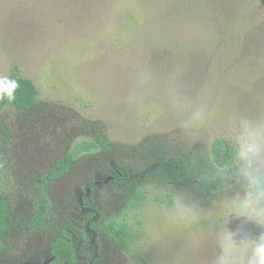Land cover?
Instances as JSON below:
<instances>
[{
  "label": "rangeland",
  "instance_id": "rangeland-1",
  "mask_svg": "<svg viewBox=\"0 0 264 264\" xmlns=\"http://www.w3.org/2000/svg\"><path fill=\"white\" fill-rule=\"evenodd\" d=\"M62 1L19 0L15 9L0 0V78L15 70L38 90L30 110L0 111L10 132L0 164L8 214L33 211L37 175L98 127L112 146L78 156L50 184L52 223L23 241L16 232L5 236L0 264L45 255L52 230L77 219V186L114 164L137 176L146 199L127 213L130 251L103 232L94 264H215L224 236L241 246L264 236V221L239 209L247 186L206 197L151 176L161 152L214 170L210 147L218 138L232 144L242 169L240 138L249 124L264 127V0H95L77 9L59 7ZM242 17L252 22L240 35L232 23ZM225 29L219 55L208 41ZM95 200L104 220L125 210L123 188L98 187ZM77 247L78 256L93 254Z\"/></svg>",
  "mask_w": 264,
  "mask_h": 264
},
{
  "label": "trees",
  "instance_id": "trees-1",
  "mask_svg": "<svg viewBox=\"0 0 264 264\" xmlns=\"http://www.w3.org/2000/svg\"><path fill=\"white\" fill-rule=\"evenodd\" d=\"M10 1L12 7H15L16 9L19 0ZM94 2L95 0H63L58 6L70 9H77L78 7L87 8V6H92ZM181 7L182 6H179L180 10H178L180 12L182 11ZM8 12H10L9 14L14 13V11ZM197 13H199V11H197ZM188 14L192 15L190 12H188ZM255 17L256 15L252 17L253 19H250L253 21ZM243 19L244 17H242L241 20L232 23L234 25L233 30L237 31L240 35L249 31L248 25L252 22L245 23ZM226 31L227 29L222 32H214L212 34L213 39L208 41V44H218V47L216 48L219 50V55L222 53V48L227 44ZM8 78L16 80L19 87L15 91V100L11 103H9L7 99H0V111L5 107H9L18 112L30 110L34 106L38 97V90L34 82L29 78L18 75L15 70ZM9 138V125L0 115L1 165H5L2 156L8 154L7 145ZM111 146L112 144L108 141L104 129L98 127V130H94L90 138L82 139L81 142L76 144L72 151L65 152L58 157L46 173L37 175L32 195L33 211L28 219L30 225L33 227H39L44 223L46 214L51 211L48 194L50 184L61 178L70 170L75 158L85 153L89 154L98 149H109ZM210 153L211 164L215 167L212 171L201 169L187 156H170L161 152L154 159L151 176H155L159 181L166 182L173 186H184L194 191L199 190L203 192L206 197H213L217 193L233 185H245L249 188L246 180L242 178V169L235 168L236 151L229 141L220 138L215 139L210 147ZM119 168L121 174L114 180L115 183L121 186L125 191V210L120 217H112L105 220L104 225L108 233L114 238L117 246L124 252L128 253L135 240V234L133 229L129 227L127 223V213L140 207L144 203L146 199V190L143 183L137 180V176L132 174L127 166L120 165ZM8 212L6 193L0 191V238L3 233L9 229L10 222L8 221ZM93 227L97 228L96 226ZM245 227H249V225L245 223ZM63 236L68 237L65 234V231L62 230L59 234H56L52 240V249L56 255L55 262L57 264H63L64 261H67L71 264L75 261L74 247L71 240L64 238ZM1 247L2 244L0 241V248Z\"/></svg>",
  "mask_w": 264,
  "mask_h": 264
},
{
  "label": "flooded vegetation",
  "instance_id": "flooded-vegetation-1",
  "mask_svg": "<svg viewBox=\"0 0 264 264\" xmlns=\"http://www.w3.org/2000/svg\"><path fill=\"white\" fill-rule=\"evenodd\" d=\"M120 165H112V168L106 170L104 174H98L100 180H86L82 186H77L76 188V215L77 219L75 220H64L59 229H56L55 232L52 230L50 241L46 247L45 255L41 254L38 257H35L34 260H25L18 261L14 264H57L55 262L56 255L52 249V240L56 234H59L62 230L65 231V234L68 237L63 236L71 240L74 247V258L75 261L71 264H79L78 257L82 260H87L86 264H94L99 260V243L97 237L101 233H107L112 239H114L105 228L104 215L100 207L97 205L95 200V194L98 187H108L115 186L117 188H122L121 186L115 183V178L121 174ZM65 175V174H64ZM60 179V178H59ZM58 180V179H57ZM49 194V191H48ZM33 205V204H32ZM31 205V206H32ZM33 210V206H32ZM51 213L46 214L44 223L39 227H33L30 225L29 217L32 215V211L28 213L25 217L19 218L17 215L8 214V221L11 218L12 221L9 223L8 231L4 232L0 241L5 237L9 236L10 233L16 232L15 239L24 240L27 235L31 234L35 230H40L46 228L49 224L52 223V220H49L48 217ZM10 217V218H9ZM96 226L97 228H94ZM75 240H78L77 245H75ZM115 241V240H114ZM116 243V242H115ZM86 246L93 254L85 253V255L78 256V247L77 246ZM117 245V244H116ZM119 248V247H118ZM2 252H6L4 246L0 248ZM120 249V248H119ZM84 253V252H83ZM63 264H69L67 261H64Z\"/></svg>",
  "mask_w": 264,
  "mask_h": 264
},
{
  "label": "clouds",
  "instance_id": "clouds-1",
  "mask_svg": "<svg viewBox=\"0 0 264 264\" xmlns=\"http://www.w3.org/2000/svg\"><path fill=\"white\" fill-rule=\"evenodd\" d=\"M18 87L16 80L0 78V99H7L11 103L15 100ZM238 155L242 162V178L249 186L248 192L239 202V209L245 214L254 213L257 219L264 221V127L248 125L240 138ZM248 249H251L250 255H243ZM237 252L241 255H237ZM215 264H264V236L243 246L232 236H224Z\"/></svg>",
  "mask_w": 264,
  "mask_h": 264
}]
</instances>
